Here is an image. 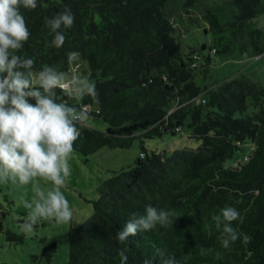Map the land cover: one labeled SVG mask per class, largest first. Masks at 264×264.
Returning a JSON list of instances; mask_svg holds the SVG:
<instances>
[{
    "label": "trees",
    "instance_id": "obj_1",
    "mask_svg": "<svg viewBox=\"0 0 264 264\" xmlns=\"http://www.w3.org/2000/svg\"><path fill=\"white\" fill-rule=\"evenodd\" d=\"M176 1L37 0L36 9H21L31 35L16 54L34 60L33 72L51 65L71 75L70 62L77 56L96 85L97 98L55 90L69 106L82 105L90 114L73 150L87 157L101 148L127 149L134 142L140 147L130 166L110 170L98 186L97 199L88 201L91 214L69 227L66 264H121V250L125 264H162L168 256H187L188 264H264V85L238 75L198 86L193 77L208 72L209 58L194 49L181 51ZM229 2L234 8L226 22L220 11H202L203 32L212 34L210 52L263 54L264 28L251 20L264 13V0ZM65 7L74 14V24L63 30L61 48L48 47L52 36L45 19ZM94 120L103 121L104 129L92 127ZM184 127L199 141L196 149L146 152L147 139L173 137ZM245 142L251 151L225 166ZM147 205L174 210L173 223L118 241L126 221L144 214ZM228 206L243 220L232 227L250 242L241 237L225 249L213 217ZM5 235L10 242L22 240L11 230ZM40 242L32 264L49 263L56 250L54 242Z\"/></svg>",
    "mask_w": 264,
    "mask_h": 264
},
{
    "label": "clouds",
    "instance_id": "obj_2",
    "mask_svg": "<svg viewBox=\"0 0 264 264\" xmlns=\"http://www.w3.org/2000/svg\"><path fill=\"white\" fill-rule=\"evenodd\" d=\"M37 6V0H0V182L33 183V198L22 201L29 210L19 226L25 234L33 232L39 221L66 224L73 218L61 189L66 187L71 174L69 158L74 142L80 137V127L89 120L90 114L82 105L69 106L55 90L59 88L69 97H98L95 83L87 77H69L51 65L33 72L34 60L16 54L31 35L21 9L34 10ZM74 21L75 16L68 7L46 18L45 26L52 36L47 46L61 48L66 40L63 30L71 29ZM30 99L35 104L30 103ZM38 179L50 187L40 186L36 182ZM175 216L174 210L147 205L144 214L134 213L126 221L117 240L124 242L157 225L168 227ZM213 219L223 248L227 249L241 237L243 243L250 242L247 234L232 227L234 221L243 222L236 208H222ZM119 254L121 264H125L126 254L123 250ZM158 254L164 257L159 250ZM200 254H205L202 247ZM188 259L187 256L182 260L168 256L162 264H188ZM143 264H151V261L145 260Z\"/></svg>",
    "mask_w": 264,
    "mask_h": 264
},
{
    "label": "rangeland",
    "instance_id": "obj_3",
    "mask_svg": "<svg viewBox=\"0 0 264 264\" xmlns=\"http://www.w3.org/2000/svg\"><path fill=\"white\" fill-rule=\"evenodd\" d=\"M57 1V0H51ZM186 0H177L175 8L178 10L176 22L180 31L175 33L177 41L181 45L183 53L194 49L203 57L209 58L208 72L205 75L197 73L193 80L203 87L213 86L225 78L246 75L252 80L264 85V53L257 57L241 55L237 50L226 56L215 55L209 50L212 44V34L203 32L207 27L202 16L204 9L216 10L221 13V21L226 22L232 18L233 5L229 0H194L191 4L184 3ZM46 4V3H45ZM254 26L264 28V13L251 20ZM201 44L205 49L201 50ZM75 60V61H74ZM70 62L71 76L87 77L86 66L80 62L77 56ZM203 61H205L203 59ZM92 127L104 129L101 120L90 122ZM188 128L184 127L180 133L171 137L166 135L162 138L147 139L144 143L146 152L152 150L162 153L174 149H196L199 141L190 136ZM251 143H243L224 163L225 166L233 165L242 160L251 151ZM140 151L139 144L134 142L127 149L101 148L95 153L83 157L78 152L71 153L69 166L71 174L67 185L61 189L69 203L73 213L72 221L66 224H57L54 220L39 221L34 231L25 234L20 231V224L24 222L29 210L22 201L29 200L34 196L33 183L28 185L0 182V264H32V254H37L42 246L41 240L45 239L56 244V250L49 263L39 264H66L68 260V237L70 226H78L83 219L91 214L90 200L98 197L97 188L101 182L109 176L112 169L127 168ZM42 187H50L43 180H37ZM6 230H11L21 235V242H10L6 239Z\"/></svg>",
    "mask_w": 264,
    "mask_h": 264
}]
</instances>
